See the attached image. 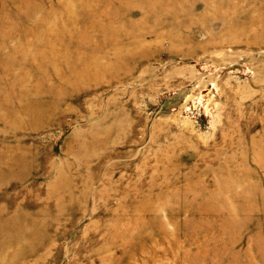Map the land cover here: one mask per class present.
Wrapping results in <instances>:
<instances>
[{"label": "rangeland", "instance_id": "obj_1", "mask_svg": "<svg viewBox=\"0 0 264 264\" xmlns=\"http://www.w3.org/2000/svg\"><path fill=\"white\" fill-rule=\"evenodd\" d=\"M0 264H264V0H0Z\"/></svg>", "mask_w": 264, "mask_h": 264}, {"label": "bare ground", "instance_id": "obj_2", "mask_svg": "<svg viewBox=\"0 0 264 264\" xmlns=\"http://www.w3.org/2000/svg\"><path fill=\"white\" fill-rule=\"evenodd\" d=\"M261 163V162H260Z\"/></svg>", "mask_w": 264, "mask_h": 264}]
</instances>
